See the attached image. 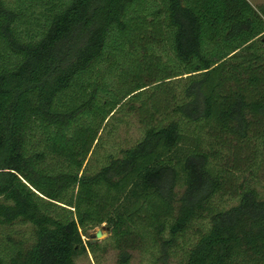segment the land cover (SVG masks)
Listing matches in <instances>:
<instances>
[{
  "label": "trees",
  "instance_id": "1",
  "mask_svg": "<svg viewBox=\"0 0 264 264\" xmlns=\"http://www.w3.org/2000/svg\"><path fill=\"white\" fill-rule=\"evenodd\" d=\"M263 35L247 0H0V264L103 224L119 264H264ZM122 112L141 138L86 162Z\"/></svg>",
  "mask_w": 264,
  "mask_h": 264
},
{
  "label": "rangeland",
  "instance_id": "2",
  "mask_svg": "<svg viewBox=\"0 0 264 264\" xmlns=\"http://www.w3.org/2000/svg\"><path fill=\"white\" fill-rule=\"evenodd\" d=\"M253 7L257 8L264 4V0H247ZM264 38V35L263 37ZM141 129L135 117L128 113H119L114 119L109 120L103 125V129L99 133L97 143L89 153L86 162L94 164L102 162L104 155L112 153L116 155L119 149L131 146L141 138ZM85 162V163H86ZM259 184L257 189L264 196V171L259 175ZM226 201L229 202L228 199ZM229 203H234L233 200ZM109 229L103 224L94 229L87 231L83 236V241H90L96 244L94 252L87 249L75 257V264H119V255L110 245ZM140 256L133 252L128 264H139Z\"/></svg>",
  "mask_w": 264,
  "mask_h": 264
}]
</instances>
